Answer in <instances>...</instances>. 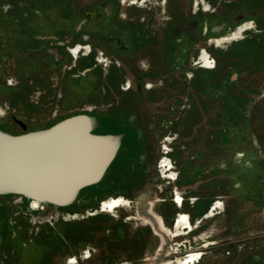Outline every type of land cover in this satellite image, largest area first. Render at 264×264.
<instances>
[{
    "label": "rangeland",
    "instance_id": "obj_1",
    "mask_svg": "<svg viewBox=\"0 0 264 264\" xmlns=\"http://www.w3.org/2000/svg\"><path fill=\"white\" fill-rule=\"evenodd\" d=\"M194 2L0 0V145L82 154L47 190L0 162V264H264V0Z\"/></svg>",
    "mask_w": 264,
    "mask_h": 264
},
{
    "label": "bare ground",
    "instance_id": "obj_2",
    "mask_svg": "<svg viewBox=\"0 0 264 264\" xmlns=\"http://www.w3.org/2000/svg\"><path fill=\"white\" fill-rule=\"evenodd\" d=\"M201 3H203V0H195V8H197ZM246 25L250 24L243 23L239 25L227 37L221 40L211 39L209 40V43H215L216 46H220L224 41L233 42L240 40L243 37V33L246 30L252 28L246 27ZM88 51L89 49L86 45H77L76 47L69 49L70 54L74 58H76L80 52H84L83 54H86ZM209 57L210 56L207 54L206 50L202 49L197 56L198 63L196 64H198L199 67L203 69L213 68V65L210 63L211 60H209ZM69 138L70 136L68 132H62L52 139L39 142H13L3 140L0 145V162L4 172H7V174H9V176H11V178H13L16 182L23 183L29 187L34 188L40 185H50L60 181L72 170L76 169L82 156L77 146L69 144ZM164 150L167 153L168 147L164 146ZM160 167L163 168V172L169 173V176L167 178L173 181L176 179V173L172 171L173 165L169 159H163ZM175 198L176 197L172 199L173 203L175 201ZM179 200L181 199L178 198V201ZM32 202L31 206L35 208L38 205V201L34 200ZM129 203V200L123 197H118L103 200L100 203V206L102 208V211L111 213L116 207H119V205L128 207ZM177 216L178 214L175 215V219ZM186 217L182 216L177 220L176 231L174 232L175 234L173 235V237L182 235L181 226ZM188 258L196 259L197 255H190L184 259ZM182 263V259L177 258L174 264Z\"/></svg>",
    "mask_w": 264,
    "mask_h": 264
},
{
    "label": "flooded vegetation",
    "instance_id": "obj_3",
    "mask_svg": "<svg viewBox=\"0 0 264 264\" xmlns=\"http://www.w3.org/2000/svg\"><path fill=\"white\" fill-rule=\"evenodd\" d=\"M55 136H57V134L56 135H48V136H44V137H41V138H37V139H35V140H31V141H28V142H34V141H36V142H39V141H44V140H49L50 138L52 139V137L54 138ZM70 139V138H69ZM106 151V150H105ZM13 179V178H12ZM59 182H63V181H59ZM56 183H58V182H56ZM56 183L54 184L55 186L54 187H56L57 185H56ZM23 184V183H22ZM23 186L24 187H28V188H33V189H37V188H40V187H42L43 185H40V186H38V187H36V188H34V187H29V186H27L26 184H23ZM44 186H45V184H44ZM59 186V185H58ZM47 189H49L48 188V185H46V190ZM33 194H37V195H40V196H43V197H45V198H48V195H46V194H43V195H41V194H38V193H36V192H34Z\"/></svg>",
    "mask_w": 264,
    "mask_h": 264
},
{
    "label": "water",
    "instance_id": "obj_4",
    "mask_svg": "<svg viewBox=\"0 0 264 264\" xmlns=\"http://www.w3.org/2000/svg\"><path fill=\"white\" fill-rule=\"evenodd\" d=\"M110 138V137H109ZM112 139V138H111ZM113 141V140H112ZM83 181H85V180H80V181H78V182H83ZM35 198H37V199H40V198H45V197H43V196H40V195H37V194H32ZM33 203V202H32Z\"/></svg>",
    "mask_w": 264,
    "mask_h": 264
},
{
    "label": "built area",
    "instance_id": "obj_5",
    "mask_svg": "<svg viewBox=\"0 0 264 264\" xmlns=\"http://www.w3.org/2000/svg\"><path fill=\"white\" fill-rule=\"evenodd\" d=\"M210 63L213 65L214 62L212 61V59H211V62Z\"/></svg>",
    "mask_w": 264,
    "mask_h": 264
},
{
    "label": "snow or ice",
    "instance_id": "obj_6",
    "mask_svg": "<svg viewBox=\"0 0 264 264\" xmlns=\"http://www.w3.org/2000/svg\"><path fill=\"white\" fill-rule=\"evenodd\" d=\"M246 27H251V25H246ZM219 206V205H218Z\"/></svg>",
    "mask_w": 264,
    "mask_h": 264
}]
</instances>
